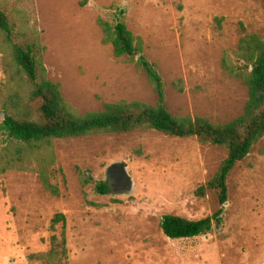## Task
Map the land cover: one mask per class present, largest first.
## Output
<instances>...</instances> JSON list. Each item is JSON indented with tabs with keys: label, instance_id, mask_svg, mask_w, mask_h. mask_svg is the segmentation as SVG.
Segmentation results:
<instances>
[{
	"label": "rangeland",
	"instance_id": "obj_1",
	"mask_svg": "<svg viewBox=\"0 0 264 264\" xmlns=\"http://www.w3.org/2000/svg\"><path fill=\"white\" fill-rule=\"evenodd\" d=\"M0 7L15 24L14 42L32 41L35 28L47 78L78 114L121 100L157 101L145 73L103 43L98 20L111 22L110 7L125 11L143 41L173 116L226 123L241 115L247 89L223 72L221 59L243 33L264 38L261 0H0ZM12 65L0 35L1 96ZM263 149L264 137L234 166L220 205L214 192L195 190L216 173L222 147L151 129L53 139L52 162L35 150L25 170L0 175V264H45L29 256L47 252L50 237L60 235L61 225L51 226L56 213L65 217L67 264H264ZM42 161L58 196L42 186ZM120 164L129 191L116 169L118 187L97 194L95 183L108 184V169ZM219 209L221 224L204 236L172 240L159 225L166 214L198 220Z\"/></svg>",
	"mask_w": 264,
	"mask_h": 264
},
{
	"label": "trees",
	"instance_id": "obj_2",
	"mask_svg": "<svg viewBox=\"0 0 264 264\" xmlns=\"http://www.w3.org/2000/svg\"><path fill=\"white\" fill-rule=\"evenodd\" d=\"M261 1L264 4V0ZM110 10L111 22L98 20L103 43L111 45L116 58H126L145 73L157 101L150 105L121 100L105 103L100 111L78 114L63 99L59 84L47 78L42 60L37 57L43 48L35 28L32 41L24 34L22 43L14 42L15 24L0 7V35L13 62L8 69L7 92L0 95V175L8 170H25V163L35 150L47 151L52 162L50 147L53 139L151 129L170 137H195L201 144L226 150V157L213 177L195 190V195L200 197L209 191L214 192L219 204L223 205L228 201L229 173L264 137V38L243 33L231 54L224 53L221 59L223 72L228 77L240 79L247 89L248 97L241 115L226 123H213L203 117L173 116L165 108L162 78L156 65L142 54L143 41L128 29L123 9L110 7ZM240 27L244 30L242 24ZM180 83L178 80L174 84L179 90L182 89ZM3 114H7L4 119L1 118ZM43 162L38 170L42 186L58 196L57 186L51 184L47 176L48 164ZM94 188L101 195L109 191L108 184L102 181L96 182ZM221 214L219 209L198 220L166 214L161 217L159 225L169 239L194 238L207 235L213 226L220 225ZM64 223V215L56 213L51 226L60 224V235L50 237L47 252L32 254L29 259L45 264H67Z\"/></svg>",
	"mask_w": 264,
	"mask_h": 264
},
{
	"label": "water",
	"instance_id": "obj_3",
	"mask_svg": "<svg viewBox=\"0 0 264 264\" xmlns=\"http://www.w3.org/2000/svg\"><path fill=\"white\" fill-rule=\"evenodd\" d=\"M7 116V114H3L2 115V118L4 119L5 117ZM115 166H117L118 168H119V170H120V177H119V179L121 180V184L123 185V186H125V190H127V191H129V189L130 188H128V183L130 182V180H129V178L127 177V174H126V172H125V168H124V166L123 165H112V166H110V168H113V167H115ZM109 168V169H110ZM107 174H108V172H107ZM224 204H226V203H224Z\"/></svg>",
	"mask_w": 264,
	"mask_h": 264
},
{
	"label": "flooded vegetation",
	"instance_id": "obj_4",
	"mask_svg": "<svg viewBox=\"0 0 264 264\" xmlns=\"http://www.w3.org/2000/svg\"><path fill=\"white\" fill-rule=\"evenodd\" d=\"M116 169H119L117 166L113 167V168H110L108 169V186L111 187V189H115L118 187V183L117 181L115 180V178H118V176H115L113 175V172L116 170ZM119 173V172H118Z\"/></svg>",
	"mask_w": 264,
	"mask_h": 264
}]
</instances>
